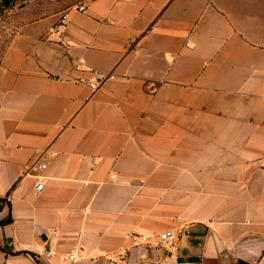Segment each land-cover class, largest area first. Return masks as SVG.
I'll return each mask as SVG.
<instances>
[{
    "label": "crops",
    "instance_id": "obj_1",
    "mask_svg": "<svg viewBox=\"0 0 264 264\" xmlns=\"http://www.w3.org/2000/svg\"><path fill=\"white\" fill-rule=\"evenodd\" d=\"M79 5L0 30V264H264V0Z\"/></svg>",
    "mask_w": 264,
    "mask_h": 264
},
{
    "label": "rangeland",
    "instance_id": "obj_2",
    "mask_svg": "<svg viewBox=\"0 0 264 264\" xmlns=\"http://www.w3.org/2000/svg\"><path fill=\"white\" fill-rule=\"evenodd\" d=\"M88 0H12L11 4L6 8L3 6V0H0V14L2 16L3 24L13 20V17L25 13V8L35 6L53 7L65 9L71 6L79 5ZM1 38V37H0Z\"/></svg>",
    "mask_w": 264,
    "mask_h": 264
},
{
    "label": "built area",
    "instance_id": "obj_3",
    "mask_svg": "<svg viewBox=\"0 0 264 264\" xmlns=\"http://www.w3.org/2000/svg\"><path fill=\"white\" fill-rule=\"evenodd\" d=\"M76 9L80 10V11H85V6L84 5H79V6H76ZM66 19H67V15L64 14L62 16V19H61V22L60 24L58 25V28H61L62 26L65 25V22H66ZM3 26V21H2V16L0 14V30ZM55 27H51L50 30H54ZM95 74L99 75V79L97 81H90V84H91V87L93 89H97L101 83V81L103 79H105L108 75H104V74H101L99 73L97 70H92ZM46 166V164H43L42 166H40V168H44ZM45 187V183L43 180H40L37 182L36 184V190L41 192ZM130 237L129 235L126 236V238ZM177 238V234L173 231V230H167L165 231L164 233H162L160 235V244H166L169 240H174ZM134 243H133V246H138L140 244H144V243H150L151 242V239L150 237L144 235V234H136L134 236ZM129 251V247H122L121 248V256L122 257H126L127 253ZM75 257V255H71L70 256V259H73Z\"/></svg>",
    "mask_w": 264,
    "mask_h": 264
},
{
    "label": "water",
    "instance_id": "obj_4",
    "mask_svg": "<svg viewBox=\"0 0 264 264\" xmlns=\"http://www.w3.org/2000/svg\"><path fill=\"white\" fill-rule=\"evenodd\" d=\"M12 0H3V6L8 7L11 4Z\"/></svg>",
    "mask_w": 264,
    "mask_h": 264
}]
</instances>
